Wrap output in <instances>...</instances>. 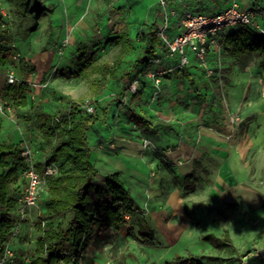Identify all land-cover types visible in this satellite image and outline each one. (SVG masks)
Segmentation results:
<instances>
[{"label": "rangeland", "instance_id": "374dc122", "mask_svg": "<svg viewBox=\"0 0 264 264\" xmlns=\"http://www.w3.org/2000/svg\"><path fill=\"white\" fill-rule=\"evenodd\" d=\"M40 1L45 9L36 18L30 15L22 18L13 4L0 0V27L6 33L9 31L5 36L6 47L12 49L11 60L0 64V73L12 74L15 79L12 85H26L25 99L30 105L25 114L15 106L11 115L0 117V143L12 142L20 149L28 142L38 148L35 161L39 172L42 156L48 155L49 161L61 163L57 158L50 160L54 143L43 136L42 120L35 119L33 112L48 113L60 120L68 101L77 100L93 102L94 114L103 115L98 123L101 127L104 124L110 133L117 132L114 116L110 119L112 126L106 125L105 115L110 107L127 111V121L131 120L132 127L117 134V144H136L142 136L141 144L136 145L141 150L154 151L151 143V148L144 147V141L149 142L144 138L148 117L141 118L138 112L129 110L142 89L126 105L120 106L119 101L118 80L128 87L130 76L125 73L135 68V60L143 53L140 40L135 38L132 51L101 86L93 87L79 77L77 73L84 63L75 60L78 46L92 44L95 65L107 63L115 68L118 48L113 39L122 23H126L119 15L143 11L152 0ZM243 1L238 0L241 5ZM189 2L192 5L196 2L197 11H206L208 7L223 10L228 0ZM246 3L264 6V0ZM198 4L207 6L203 9ZM190 58L193 56L189 55ZM220 58L223 61L220 72L211 78L203 73L189 80L183 86L189 100L180 98L176 103L181 105L179 117L197 118L191 146L194 154L187 162L190 165L187 174H178V167L166 162L165 172L171 180L167 181L170 185L167 187L165 177L161 178L159 206L126 217L127 237L106 227L97 230L77 264H164L177 257L202 258L203 264H264V68L259 62L234 59L225 52H221ZM195 66L199 68L197 63ZM3 79L9 85L8 78ZM181 88L177 87L179 91ZM95 89L101 91L98 96L94 95ZM145 91L149 99H161L160 93L153 96L149 89ZM7 95L0 94L1 98ZM14 95L20 98L19 93ZM87 136L88 144H92L94 132L89 130ZM156 152L161 156L165 153L158 149ZM69 170V166H61L62 173ZM21 186H25L24 181ZM45 205L43 194L30 210L25 228L9 240L13 258L4 260L1 249L5 244L0 246V264H31L37 256L38 227L50 220ZM224 232L228 233V242L223 239ZM150 233L152 245L148 247L144 241ZM207 236L209 240L205 239ZM214 257L219 260H209Z\"/></svg>", "mask_w": 264, "mask_h": 264}, {"label": "trees", "instance_id": "16d2710c", "mask_svg": "<svg viewBox=\"0 0 264 264\" xmlns=\"http://www.w3.org/2000/svg\"><path fill=\"white\" fill-rule=\"evenodd\" d=\"M5 1L13 4L22 18L27 15L36 18L41 10L45 9L40 0ZM155 32L154 25H149L145 32L137 35L136 38L140 40L141 45H144V50L135 60V64L147 65L150 59L163 54V48ZM8 33L9 31L6 33L0 27L1 65L12 58V49L6 47L5 36ZM134 41L127 29L116 34L113 39L114 45L118 48L114 59L115 68L108 67L107 63L95 65V51L92 44L87 47L78 46L75 60L84 65L77 75L93 87L101 86L106 76H111L113 71L121 66L124 58L132 51ZM222 52L234 59L259 62L264 68V37L256 35L250 27L230 30L223 39ZM125 76H130V73L126 72ZM137 76L138 74H133L128 82L130 83ZM118 81L121 97L127 89V84L120 79ZM143 83L144 80L141 78V86ZM26 88L24 84L7 85L0 76V94H8L5 98L15 97L14 107L26 106ZM100 92L95 89L94 95L98 96ZM15 93H19L20 98L14 95ZM80 104L77 100H69L60 120L48 113L33 112L35 119L42 120L40 130L43 136L52 139L54 143L49 155L50 160L55 161L57 158L61 163H56L59 174L47 178V192L44 194L45 213L50 220L38 227L37 256L31 264H77L97 230L106 227L123 238L127 237L129 229L126 226V217L131 218L141 212L117 174L102 175L90 162L87 134L92 126L102 119L94 113H85L80 108ZM36 149L39 151L38 148ZM62 165L69 166L70 170L62 173ZM24 168L20 149L14 144L0 143V246L9 241L18 223L16 200L19 196L16 192L21 194L24 188L21 186V182H25L22 177ZM26 221L22 229L25 228ZM141 231L143 230L140 229L139 233L144 236ZM151 239L152 233L148 235L144 245L151 247ZM205 239L209 240V237ZM223 239L229 241L227 232H224ZM201 259L177 257L164 264H203L200 262ZM209 260L219 259L214 257Z\"/></svg>", "mask_w": 264, "mask_h": 264}, {"label": "crops", "instance_id": "0c3cea01", "mask_svg": "<svg viewBox=\"0 0 264 264\" xmlns=\"http://www.w3.org/2000/svg\"><path fill=\"white\" fill-rule=\"evenodd\" d=\"M157 1L158 0H152V3L145 7L146 9L138 13H132L131 15L125 13V15H119L120 18L126 19V23H122L118 32L127 29L130 37L135 39L137 35H141L147 30L150 23L154 25L155 28L157 22H159V11L156 5ZM196 2L192 5L189 0H182L184 7L195 13L212 14L220 10L219 7L213 10H210L208 7L206 11H197ZM243 2L244 5H240L244 9L253 8L259 11L264 10V6L260 3H256L257 7H254L248 6L246 3L247 0ZM173 4L176 8H180L179 4ZM206 6L198 4L197 7L205 9ZM208 59L211 68H214L215 60H213V53L209 54ZM176 61L177 58H164L160 65L150 67L157 73L160 71L158 75L161 80L159 92V97H161V99L158 100L159 98H157L156 100H158V102L153 99L151 100V98L149 99V94L145 91V89H149V93L152 91V82L145 75L148 69V67H146L147 65L136 64L135 68L130 72V77H132L133 74H141L144 83L140 87V89H142L140 90V96L131 103L129 110H133L134 113L138 112L141 118L148 117L145 119L147 124L144 125V138L153 145L155 148L154 151L141 150V147L137 146V143L141 144L143 139L142 136L141 139H137V145L135 143L117 144L119 142L116 140V138H118L117 134H119V132L124 133V130L132 127L130 125L131 120H128L129 123L127 124V111L122 112L121 109L116 111L110 107L109 114L105 115L106 125L110 126H112L110 119H112L113 116L115 117L114 120L117 126L116 134L113 131L110 133V129L104 128V124L103 127H101V123H96L92 126L93 129H90L94 132L95 136V141L89 144L90 162L102 175L117 174L141 210L159 206L157 201H159L161 197L160 184L162 177H165L164 181H166L167 187L170 186L167 181L171 180V178L170 176L168 177L167 172H165V163L167 162L170 165L175 164V167H178V174L185 175L188 172V166H190L187 165V162L191 159L192 154H194V148L191 146L194 144L196 133L194 122L197 118L193 115L179 117L177 111L180 110L181 105L178 106L176 103L180 98L186 101L189 100L187 98L188 91L186 87L183 86L187 84L189 80L191 81L193 78L203 74L204 69L199 66L197 61L190 58L189 66L176 70ZM196 63L199 68L195 66ZM177 87H182L180 89L181 91H179ZM171 96H173L172 99L170 98ZM131 101L132 100L129 102ZM179 102L180 101H178V103ZM189 103L190 101H188V104ZM184 106L187 107L186 104H184ZM124 108L126 107L124 106ZM126 109H128V106ZM19 110H24L25 114L27 110H30V105H28L26 101V106L19 107ZM97 116L102 117L103 115L97 113ZM1 131H3V128ZM107 133L108 135L110 134V137L106 135ZM128 139L131 140V138ZM9 144L13 143L10 142ZM156 149L163 150L165 152L163 156L158 155ZM150 174L154 177H151ZM183 183L185 182L183 181ZM169 189L173 190L172 188Z\"/></svg>", "mask_w": 264, "mask_h": 264}, {"label": "built area", "instance_id": "2783aa9c", "mask_svg": "<svg viewBox=\"0 0 264 264\" xmlns=\"http://www.w3.org/2000/svg\"><path fill=\"white\" fill-rule=\"evenodd\" d=\"M179 4L176 8L173 4ZM159 22L155 27L156 37L160 40L163 54L150 59L147 63L148 69L145 75L152 82V95L160 92V77L150 67L160 65L164 58H177L175 69L180 70L190 65L189 55L204 69V73L211 78L222 69L223 62L220 58L223 49V39L230 30L239 27H250L256 35L264 37V10L253 8H242L238 0H228L226 7L212 14L195 13L184 7L182 0H158ZM213 53L215 67L211 68L209 54ZM8 83H14L12 74H5ZM142 75L135 77L128 85L124 94L120 97V106L137 95L141 87ZM15 97L0 98V117L9 116L14 111ZM80 108L87 114L95 112L94 103L84 101ZM144 147L151 148L149 142L144 141ZM25 168L22 174L25 186L16 200V214L18 223L14 229L13 236L23 228L24 221L28 219L30 210L37 204L43 194L47 192V178L57 176L59 167L55 162L48 160V155L40 157L42 171L36 167L35 158L39 151L26 142L20 147ZM10 240V239H9ZM4 260L13 258L10 242L2 247Z\"/></svg>", "mask_w": 264, "mask_h": 264}, {"label": "bare ground", "instance_id": "6f19581e", "mask_svg": "<svg viewBox=\"0 0 264 264\" xmlns=\"http://www.w3.org/2000/svg\"><path fill=\"white\" fill-rule=\"evenodd\" d=\"M262 88L264 89V83H263V85H262Z\"/></svg>", "mask_w": 264, "mask_h": 264}]
</instances>
